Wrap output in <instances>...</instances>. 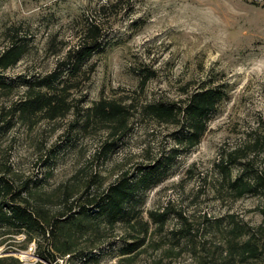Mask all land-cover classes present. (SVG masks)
<instances>
[{"label": "rangeland", "instance_id": "obj_1", "mask_svg": "<svg viewBox=\"0 0 264 264\" xmlns=\"http://www.w3.org/2000/svg\"><path fill=\"white\" fill-rule=\"evenodd\" d=\"M92 21L102 29L105 48L89 61L94 70L70 90L74 107L54 119L13 121L9 129L0 120V172L8 169L18 185L29 181L34 202L54 216L175 147L177 127L145 106L178 103L200 87H219L225 97L200 143L179 151L167 178L146 192L141 220L101 229L93 245V235L83 236L80 247L92 251L86 264H202L206 252L216 257L226 246L221 231L210 230L205 219H222L226 227L230 219L252 229L263 226L264 197H236L219 164L238 150V162L249 161L264 175V0H0V53L14 36L28 43L26 54L2 75L49 73L78 47ZM23 91L21 86L0 97V110ZM100 99L124 109L127 130L119 138L110 133L113 124L86 119V110ZM105 142L114 143L106 150ZM230 169L235 177L237 168ZM150 211L168 212L161 228ZM180 214L194 236L176 244L171 232L182 226ZM145 223L144 246L119 256L122 241L142 237ZM44 247L42 240L40 245L23 234L0 233V257L11 255L19 264H52L36 253ZM67 256L57 264H66Z\"/></svg>", "mask_w": 264, "mask_h": 264}, {"label": "trees", "instance_id": "obj_2", "mask_svg": "<svg viewBox=\"0 0 264 264\" xmlns=\"http://www.w3.org/2000/svg\"><path fill=\"white\" fill-rule=\"evenodd\" d=\"M104 48L102 29L92 21L85 28L78 47L67 50L52 71L43 76L8 79L4 78L2 73L15 66L28 50L27 41L14 36L10 45L0 53V97L21 86L24 91L22 97L13 101L5 111L4 107L1 108L0 120L5 121L4 127L9 129L13 126V121H29L35 116L54 119L64 115L74 107L68 102L74 83L86 71L94 70V66H88L89 61L95 54L103 52ZM86 67L89 69H85ZM224 97L225 92L221 88L203 86L186 95V98L178 103L156 102L145 106L144 110L151 116L169 121L177 127L173 134L175 147L166 157L152 164L139 165L134 170L123 171L102 193H85L75 201V208L68 207L54 216H48L42 206L34 202L33 185H30L29 181L18 185L14 178L10 177L8 169L1 171L0 233L23 234L28 241L38 239L40 245L41 240L45 241L44 249L38 248L36 253L41 259L52 264H57L58 258L64 259L67 255L66 264H86L93 254L91 250L80 247L79 240L83 236L93 235V245L98 237H101V229L116 224L131 227L138 223L142 218L146 192L167 178L179 151H188L200 143L208 129L212 113ZM86 111L87 120L113 124L114 129L110 131L112 137L117 135L119 138L127 130L124 109L116 103L100 99ZM7 116L9 119H5ZM263 139L261 144H264ZM112 143L105 142L104 147ZM108 149L109 147L106 148ZM237 152L238 150L229 152L225 162L219 164L226 175L222 180L236 197H264V175L254 171L249 161L238 162ZM230 167L237 168L235 177H232ZM261 211L264 215V208ZM149 216L152 222L161 228L167 220L168 212L150 211ZM179 216L182 226L171 232V238L176 244L182 238L189 240L194 236L191 227L186 226L185 218L181 214ZM205 220L210 230L221 231L226 246L216 257V254L209 255L206 252L202 264H236V261L245 263L250 259L264 261V239L259 238V233L264 234V225L252 229L230 219L226 227L222 219ZM146 226L145 223L142 237L131 242L122 241L119 256L126 257L144 246ZM0 264H19V261L10 255L0 257Z\"/></svg>", "mask_w": 264, "mask_h": 264}]
</instances>
